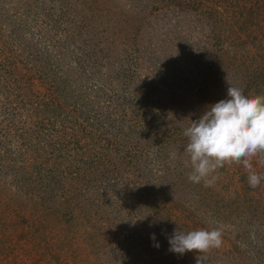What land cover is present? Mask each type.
I'll return each mask as SVG.
<instances>
[{"label":"rangeland","instance_id":"374dc122","mask_svg":"<svg viewBox=\"0 0 264 264\" xmlns=\"http://www.w3.org/2000/svg\"><path fill=\"white\" fill-rule=\"evenodd\" d=\"M263 40L264 0H0V264H264V181L190 182L183 135L229 82L264 95Z\"/></svg>","mask_w":264,"mask_h":264},{"label":"clouds","instance_id":"9594fccd","mask_svg":"<svg viewBox=\"0 0 264 264\" xmlns=\"http://www.w3.org/2000/svg\"><path fill=\"white\" fill-rule=\"evenodd\" d=\"M183 135L188 140L184 151L188 156L190 182L203 181L207 186L212 182L209 177L215 179L213 174L217 169L232 163H242L249 171L251 188L264 181V173L253 171L251 164L253 157L264 156V95H246L244 89L229 82L227 98L210 105L198 120H191ZM169 243L170 251L177 254L189 251L204 254L221 247L223 238L218 228L187 233L178 230L169 238ZM197 264H202L201 256Z\"/></svg>","mask_w":264,"mask_h":264},{"label":"trees","instance_id":"16d2710c","mask_svg":"<svg viewBox=\"0 0 264 264\" xmlns=\"http://www.w3.org/2000/svg\"><path fill=\"white\" fill-rule=\"evenodd\" d=\"M241 14L244 15V13H241ZM244 183H247V181L244 182ZM245 195H246V197L245 196H239L238 195L237 199L242 198V200H243L244 203H249V204L250 203H253V204H255L254 201H256L258 197L257 198H254L253 196H250L248 193H245ZM260 197L264 200V195L263 196H260ZM255 205L256 206L252 209L253 210L252 215H249L251 220L253 218H255V217H257V219H260L261 216H262L261 214H264V208L262 207V205H259V204L258 205L255 204ZM244 222H245V219H244Z\"/></svg>","mask_w":264,"mask_h":264}]
</instances>
